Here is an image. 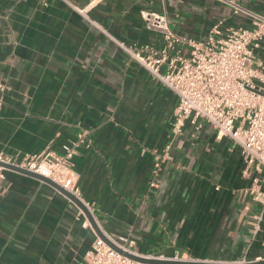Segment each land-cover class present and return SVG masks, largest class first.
Instances as JSON below:
<instances>
[{"label":"crops","instance_id":"crops-1","mask_svg":"<svg viewBox=\"0 0 264 264\" xmlns=\"http://www.w3.org/2000/svg\"><path fill=\"white\" fill-rule=\"evenodd\" d=\"M70 1L86 16L62 0H0V153H60L84 132L72 167L107 238L146 256H264V212L239 146L204 121L175 133V94L116 42L161 44L143 12L202 39L216 23L250 26L232 3L264 16V0ZM255 54L264 63V48ZM96 236L63 194L0 168V264H79Z\"/></svg>","mask_w":264,"mask_h":264},{"label":"built area","instance_id":"built-area-1","mask_svg":"<svg viewBox=\"0 0 264 264\" xmlns=\"http://www.w3.org/2000/svg\"><path fill=\"white\" fill-rule=\"evenodd\" d=\"M62 1L86 16L84 10L70 0ZM232 6L234 12L244 11L250 16V26L221 31L216 23L205 38L192 39L174 34L164 14L143 12L146 26L161 34V44L116 42L130 58L175 94V133L185 121L195 128L204 121L214 129L217 138L226 136L239 146L244 161L243 175L254 173L247 192L260 203L264 212V63L255 54V50L264 48V16L238 3H232ZM3 91L4 85L0 82V110ZM84 135L82 132L71 144H63L60 153L46 148L25 154L19 161L0 153V160L47 176L79 198L90 210L82 199L71 161ZM110 240L123 251L134 253L129 245ZM168 258L194 260L178 254ZM263 258L258 256L252 260ZM244 261L247 260L231 262ZM79 264L145 263L128 258L96 236L84 262Z\"/></svg>","mask_w":264,"mask_h":264},{"label":"water","instance_id":"water-1","mask_svg":"<svg viewBox=\"0 0 264 264\" xmlns=\"http://www.w3.org/2000/svg\"><path fill=\"white\" fill-rule=\"evenodd\" d=\"M0 168L8 169L28 175L53 187L55 190L63 194L65 197H67L71 202H73L77 207L81 209V211L84 213V215L86 216L87 220L89 221L93 229L96 231L97 236H99L102 240H104L116 251L124 254L128 258L135 260L137 262L145 263V264H264V258L261 260H247L244 262H218V261L157 258V257H150L146 255H139V254L123 251L120 247H118L111 240H109V238H107V236L103 232H101V230L98 228L97 224L95 223L92 213L87 208V206L79 198L75 197L65 188H63L62 186H60L59 184H57L56 182H54L53 180H51L50 178H48L43 174L19 167L14 163H8L0 160Z\"/></svg>","mask_w":264,"mask_h":264}]
</instances>
